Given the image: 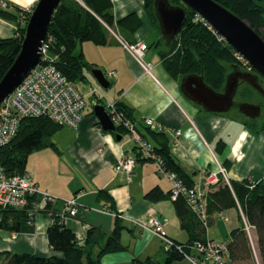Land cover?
<instances>
[{
    "label": "crops",
    "instance_id": "1",
    "mask_svg": "<svg viewBox=\"0 0 264 264\" xmlns=\"http://www.w3.org/2000/svg\"><path fill=\"white\" fill-rule=\"evenodd\" d=\"M3 1L8 3L6 9L15 11L17 7L32 8L39 0ZM132 12L137 13L142 21L133 43L147 46L142 62L127 49L131 44L115 32L113 34L117 40L107 45L94 47L84 42L80 46L85 60L94 64L93 68L103 70L108 80H115L116 92L109 93L107 102L120 100L126 103L133 108L137 121L143 122L148 118L168 129L181 130L178 145H173L174 136L172 132H167L170 149L194 184L207 189L206 171L217 170L219 165L226 169L229 180L264 182V122L259 125L256 120L247 119L236 109L227 113H208L186 98L180 90V82L165 70L159 45L154 42L151 46L144 40L145 35L154 30L145 0H114L117 20ZM14 35L15 24L0 17V37ZM151 47L155 48V52L151 51ZM92 48L97 53L91 55ZM144 65H150V71H146ZM109 71H113L114 75L108 76ZM86 74L91 79V82H87L102 88L91 71ZM112 85L111 82L110 87ZM89 91L81 92L89 95ZM88 99L91 106L84 111L73 136L76 142L70 145L67 156L63 154L65 159L51 161L45 152L30 153L26 172L31 174L39 190L59 198L54 208H61L63 200H76L77 215L71 216L74 218L66 216L63 221L75 233L81 245L86 243L89 229L97 227L99 232L104 233L103 237L96 236L94 239L98 241L94 249L99 250L107 235L114 230L118 218L123 227L120 240L125 248L102 255V264H141L139 260L145 259L163 262L167 252L162 239L151 229L136 225L133 220L148 222L151 217H159L164 222L168 237L179 243L187 242L188 233L181 227L173 201L166 198L152 203L145 198L147 192L156 186L168 192L170 180L158 173L153 161H138L130 175L116 171L114 165L120 157L135 156L132 150L134 144L121 143L112 133L104 132L93 113V100L91 97ZM104 100L100 103L106 105ZM136 180L140 182L139 188L132 187ZM227 211L213 215L210 226L219 219L227 221ZM1 216L0 213V219ZM51 222V212H40L32 221L21 219L19 231L0 229V251L60 255L48 242L47 228ZM14 232H17L16 238H13ZM207 236L214 239L209 229ZM172 264L195 263L185 256Z\"/></svg>",
    "mask_w": 264,
    "mask_h": 264
},
{
    "label": "trees",
    "instance_id": "2",
    "mask_svg": "<svg viewBox=\"0 0 264 264\" xmlns=\"http://www.w3.org/2000/svg\"><path fill=\"white\" fill-rule=\"evenodd\" d=\"M216 1L245 19L258 34H264L263 0ZM153 2L154 0H145V7L153 26L159 31ZM171 2L184 5L181 0ZM6 4L8 6L7 2ZM185 8L188 16L176 39L169 46H165L161 38L155 41L157 45L165 46L159 52L162 64L177 81L186 74H203L205 81L220 91L230 68L244 64L237 58L234 48L205 20L197 19L196 12L187 6ZM31 13V10L18 7L15 11H10L0 3V17L15 24L14 36L0 37V81L13 64L23 42L26 22H23L22 18L25 16L24 19L29 20ZM141 24L142 21L135 12L117 20L114 15V0H61L52 16L45 40L50 56L48 61L52 62L69 82L75 85L79 82L84 83L88 79L86 73L93 69L94 64L85 60L80 49L81 44L92 42L96 45H107L117 40L113 32L125 42L133 44L135 33ZM246 67L252 69L250 65ZM241 94L249 97L246 90H242ZM114 103L116 110L122 113L124 118L136 123L137 130L153 145L154 152L160 157L165 170L176 173L187 186H192L194 182L191 176L171 152L167 132L152 130L144 122L135 120L133 108L126 103L120 100ZM63 127V124L47 116L24 117L16 136L7 145L0 147V164L9 174L25 173L30 153L49 145L56 148L55 144L50 142V138ZM118 131L123 135L127 133L122 127H119ZM132 150L137 161L154 162L152 158L144 157L142 151L135 145ZM170 193L171 188L164 192L156 186L147 192L146 198L151 201L171 199L181 227L186 230L189 238L185 243L173 240V248L165 249L167 256L163 262L145 259L139 260L141 264H172L187 255H192L197 242L215 241L207 236L211 217L232 208L237 209L239 213L240 225L231 229L228 239L222 241L227 252L225 263L264 264V182L244 179L230 180L228 183L221 179L218 184L209 186L203 199L205 219L194 210L185 195L172 199ZM57 201L59 200L48 202L38 210L35 200L23 208L0 209L2 215L0 229L19 231L21 219H27L31 211L51 212L52 222L47 228V238L51 248L60 255L41 256L4 250L0 251V264H102V255L125 248L120 240L123 227L118 218L114 230L107 235L105 243L99 250L94 249L95 245H98V241L94 239L96 236L103 237L104 233L99 232L97 227L89 229L86 243L81 245L75 233L63 221L69 215L60 217L63 202L61 208L53 207ZM247 225L254 230L255 245L250 232L246 229Z\"/></svg>",
    "mask_w": 264,
    "mask_h": 264
},
{
    "label": "built area",
    "instance_id": "3",
    "mask_svg": "<svg viewBox=\"0 0 264 264\" xmlns=\"http://www.w3.org/2000/svg\"><path fill=\"white\" fill-rule=\"evenodd\" d=\"M1 6L6 7V2L1 1ZM27 11H30V8ZM198 18L201 17L197 14ZM47 47L44 42L39 63L30 70L23 81L0 104V147L7 145L16 136L20 122L24 117L47 116L64 126L77 129L87 107V98H92L93 105L105 99L103 92L97 86H92L89 95H86L75 84L69 82L67 77L52 62L48 61L50 56ZM127 49L142 62V56L147 50V46L144 43H137L128 45ZM236 54L237 58L243 62V66L247 68L246 66L249 64L246 59L239 53ZM144 67L146 71H150V65H144ZM112 75H114V72L109 71L108 76ZM88 80L91 79L88 78ZM105 106L117 129L122 127L127 132H131L134 145L142 151L144 157L154 160L158 173L167 176L170 180L171 198L176 199L179 195H185L194 210L205 219L203 199L207 189L199 184L187 186L176 173L166 171L160 157L155 154L153 145L137 130L136 123L124 118L122 113L116 110L115 103H108ZM143 122L152 130L172 132L174 136L172 143L178 145L181 130L168 129L148 118ZM136 163L135 156H122L117 160L114 169L130 175ZM221 179L230 182L226 169L222 165H219L217 170L210 169L206 171V184L208 187L218 184ZM32 200L37 202L36 210H38L48 202H54L59 198L39 190L30 173L9 174L0 164V209L23 208ZM36 210L30 212L27 221H32L35 218L38 213ZM103 211L107 210L104 209ZM77 212V202L74 198L63 200V212L60 217L63 218L65 215L75 216ZM133 222L143 229H151L154 234L163 240L165 249L173 248L174 241L165 234L164 222L161 218L154 216L148 222L138 220H133ZM246 229L250 232L248 225ZM16 237L17 232H14L13 238ZM193 249L194 253L187 255V257L195 264H226L225 243L211 240L203 243L197 242Z\"/></svg>",
    "mask_w": 264,
    "mask_h": 264
},
{
    "label": "water",
    "instance_id": "4",
    "mask_svg": "<svg viewBox=\"0 0 264 264\" xmlns=\"http://www.w3.org/2000/svg\"><path fill=\"white\" fill-rule=\"evenodd\" d=\"M61 0H39L28 20L19 53L9 70L0 81V104L14 91L41 59L52 16ZM183 4L205 20L234 50L242 55L255 70L251 73L234 69L228 72L223 88L215 90L203 74L190 73L180 79L183 95L208 113H227L236 110L251 121L262 113V103L236 101L242 82L264 97V87L259 76L264 78V34H258L248 22L216 0H181ZM264 3V0H263ZM184 5L173 4L171 0H154L153 8L158 21L160 38L169 46L183 28L188 12ZM235 67V66H233ZM91 74L103 89H109L111 82L103 70L93 68ZM93 113L101 128L112 133L117 141L123 140L105 105H93Z\"/></svg>",
    "mask_w": 264,
    "mask_h": 264
},
{
    "label": "rangeland",
    "instance_id": "5",
    "mask_svg": "<svg viewBox=\"0 0 264 264\" xmlns=\"http://www.w3.org/2000/svg\"><path fill=\"white\" fill-rule=\"evenodd\" d=\"M35 6L32 9L30 8L31 12L34 10ZM22 20H23V22H26L25 25H27L28 20L27 19L25 20L24 18H22ZM262 30H263V28H262ZM143 32H144V30H143ZM160 37L161 36H160V33H159L158 29H156L154 27V30L152 32H150V33L145 35L144 40H145V42L149 43L152 46L153 43L155 41H157ZM87 44H89L87 46H94V47L95 46H101V45H96V44H94L92 42H87ZM93 48L90 50L91 51V55L97 53V51L95 49H93ZM164 48H165V46L163 45V46H159L158 49L160 50V49H164ZM150 49H151L152 52H155V48L154 47H151ZM144 61L146 62L145 58H144ZM241 67L244 68V66H241ZM232 68H233V66L230 68V70ZM109 80L113 83L112 87H110L109 89L101 88L103 93L106 95V98H107V99L104 100L105 104H108L107 101H108L109 93L110 92H114V93L116 92V89H114L115 88V80H114V78H109ZM76 86L78 87L79 90H81L84 93L86 91H89L91 89V87L95 86V85H92L90 82L86 81L84 83L83 82H79V83L76 84ZM242 90H246V91L249 92V97L248 98L244 97L241 94ZM235 99H236V101L244 99V101L248 102V103H256V102H259V101L263 100L262 96L258 92L253 91L245 83L240 85V88L238 90V94H237ZM88 106H91V103H90V99L87 98V107ZM232 112H237V111L232 110ZM256 122L259 125L264 122V107L262 108V113H261L260 117L256 120ZM75 134H76V129H72L70 127L64 126L61 131H59L53 137L50 138V142L54 143L58 148H55V147L49 145L47 147L35 150L32 153H35L37 151H42V152H45L44 153L45 156L49 157V159L51 161H54V160L55 161H62V160L65 159V155L66 156L68 155L67 153H69V151H70L69 150L70 145L76 142V139L73 137ZM131 134H132L131 132L125 133L123 135V140L121 141V143L122 142H126L129 146L134 144L132 139H131ZM63 154H65V155H63ZM137 163H138V161H137ZM152 164H154L156 166L155 163H152ZM162 176H164V175H162ZM139 183H140L139 180H136L134 182V184L132 185V187L139 188V186H140ZM145 198H146V196H145ZM146 199L149 200L148 198H146ZM169 200H171V199H169ZM149 201L152 202V203H158V202H160L162 200H160V201H151V200H149ZM225 213L228 216V220L227 221H223L222 219H219L213 225H211L208 228L209 231L211 232L212 236L214 237L215 241H218V242L225 241L226 239H228L229 230L232 229L235 225L240 223L239 213H238L237 209L232 208V209H230V211L228 210ZM68 217H71V216H68ZM71 218H74V217H71ZM184 233L186 234L185 231H184ZM250 234H251V237L253 239V243L255 245V235L253 234V229L252 228H250ZM162 244H163V247H164L163 240H162Z\"/></svg>",
    "mask_w": 264,
    "mask_h": 264
},
{
    "label": "flooded vegetation",
    "instance_id": "6",
    "mask_svg": "<svg viewBox=\"0 0 264 264\" xmlns=\"http://www.w3.org/2000/svg\"><path fill=\"white\" fill-rule=\"evenodd\" d=\"M235 68H236V69H239V70H242V71H245V68H242V67L239 66V65L235 66ZM235 68L233 67L229 72L233 71ZM246 71H249V72H251V73H255V72H256V71L253 70V69H251V70H246ZM259 81H260V83L262 84V86L264 87V78L261 77V76H259ZM241 84H244V82H242ZM245 84H246V83H245ZM239 101H242V100H239ZM259 102L262 103V105H263L262 108H263V107H264V97H263V100H262V101H259ZM233 109H236V108H233Z\"/></svg>",
    "mask_w": 264,
    "mask_h": 264
}]
</instances>
